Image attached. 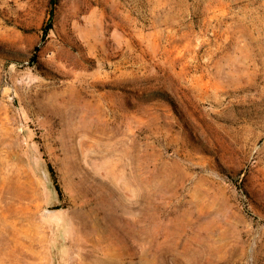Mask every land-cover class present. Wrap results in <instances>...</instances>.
<instances>
[{
    "label": "rangeland",
    "instance_id": "obj_1",
    "mask_svg": "<svg viewBox=\"0 0 264 264\" xmlns=\"http://www.w3.org/2000/svg\"><path fill=\"white\" fill-rule=\"evenodd\" d=\"M0 264H264V0H0Z\"/></svg>",
    "mask_w": 264,
    "mask_h": 264
}]
</instances>
